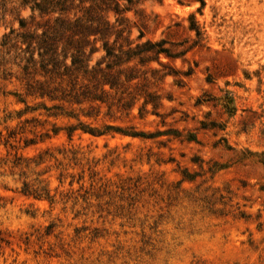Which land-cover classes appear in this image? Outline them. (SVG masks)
<instances>
[{"label": "rangeland", "instance_id": "374dc122", "mask_svg": "<svg viewBox=\"0 0 264 264\" xmlns=\"http://www.w3.org/2000/svg\"><path fill=\"white\" fill-rule=\"evenodd\" d=\"M204 1L144 5V40L189 49L161 58L190 76L148 87L156 115L26 97L0 46V264H264V0ZM16 6L0 0V45Z\"/></svg>", "mask_w": 264, "mask_h": 264}, {"label": "trees", "instance_id": "16d2710c", "mask_svg": "<svg viewBox=\"0 0 264 264\" xmlns=\"http://www.w3.org/2000/svg\"><path fill=\"white\" fill-rule=\"evenodd\" d=\"M148 2L162 4L163 0H17L12 10L17 13L19 28L4 34L0 46L20 72L24 95L78 106L116 105L123 111L131 110L142 99L139 116L143 117L149 105L156 115L160 97L149 92L148 87L167 77L182 86L180 77L190 76L161 58L182 59L189 49L179 50L181 43L144 40L143 29L149 21L144 5ZM177 2L180 5L198 2V12L205 6L204 0ZM22 10L30 11L27 19L20 17ZM129 13L138 18L139 24L129 19ZM187 20L186 30L195 36L193 46L200 45L204 32L194 14ZM133 28L138 30L135 39ZM153 63L160 69L152 68ZM203 103L197 99L196 106ZM54 109L51 113L46 110L48 116L76 118L58 106ZM89 112L86 116L92 117L93 111ZM76 131L93 137L107 135L82 125L69 127L65 133L71 138Z\"/></svg>", "mask_w": 264, "mask_h": 264}]
</instances>
